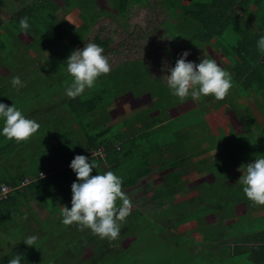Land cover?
Returning a JSON list of instances; mask_svg holds the SVG:
<instances>
[{
	"label": "trees",
	"instance_id": "16d2710c",
	"mask_svg": "<svg viewBox=\"0 0 264 264\" xmlns=\"http://www.w3.org/2000/svg\"><path fill=\"white\" fill-rule=\"evenodd\" d=\"M9 1L12 7L0 0V10L7 13L3 19L0 11V56L12 57L10 63L14 72L0 70V103L15 104L26 117L36 120L40 128L27 142L17 143L0 135V186L13 188L12 196L0 201V233L5 236L0 237V264H8L15 255L22 256L21 264L128 263L129 259L123 255L128 246L121 241L122 231L119 238L109 244L89 229L80 231L78 225H63L60 208H71V185L78 181L68 162L76 155H84L99 164L92 175L113 171L122 177L123 190L133 205L130 215L136 210V203L152 208L153 204L169 202L176 184L184 182L189 168H181V154L199 146L193 144L206 136L208 119L204 109L197 107L164 119L166 114L187 102L171 94L150 105L139 100L164 89L163 75L155 74L152 63L156 53L152 46L156 42L164 40L175 60L184 51L191 56H208L210 51H218L223 58L222 68L233 77V88L228 94L233 100L226 110H233L235 121L244 125L246 133L242 132V136L246 139L241 140L250 143L248 151L261 149L260 144L264 143V54L259 51L257 41L264 36V0H75L80 7L77 26L60 18V0ZM140 11L148 13L142 21L144 24L137 19ZM25 16L30 25L26 33L19 27L20 19ZM159 18L161 20L156 22ZM89 42L101 46L111 63L115 56L128 50L135 52L137 48L141 53L121 74L112 75L110 71L83 95L69 98L65 95V82L70 83L72 78L67 72L66 60L72 51L82 49ZM24 44L34 46L41 57H35L31 65L25 62L29 58H23ZM46 50L47 55L43 54ZM18 58L24 59L20 65ZM43 63L49 68L47 73L43 71ZM159 66L161 73H167L162 70V63ZM14 76L20 77L23 87L12 86ZM8 92L13 94L7 95ZM25 93H31L30 98H26ZM40 99L47 103L45 115H40L38 110L35 112L42 104L37 102ZM247 99L253 104L249 111L253 117L241 110ZM34 100L35 105L31 106ZM132 100L136 106L126 108ZM222 103L225 101L221 100ZM76 123L78 126L73 128ZM2 127L3 118H0V131ZM43 128L47 129V138L39 139ZM95 128L98 129L91 132ZM217 133L222 142L228 138L222 126ZM215 144L218 143H210ZM234 144L242 146L240 142ZM224 149L227 150L222 158L231 160L228 178L220 180V187H215L213 182L201 184L196 195L184 199L206 200L205 214L216 210L225 214L223 219L230 220L239 216L235 207L246 199L243 186L238 181L234 185L230 182L231 172L236 171L237 166L246 165L248 158L242 155L241 149L233 154L229 147L224 145ZM54 164L60 167L58 172ZM194 168L196 172L205 170L204 166ZM154 172L159 173L160 183L152 188L153 192L150 193V189L154 181L137 193L143 179ZM25 202L32 203L44 214L32 216L24 209ZM31 235L38 237L34 246L23 242Z\"/></svg>",
	"mask_w": 264,
	"mask_h": 264
},
{
	"label": "rangeland",
	"instance_id": "374dc122",
	"mask_svg": "<svg viewBox=\"0 0 264 264\" xmlns=\"http://www.w3.org/2000/svg\"><path fill=\"white\" fill-rule=\"evenodd\" d=\"M3 1L6 2V5L12 7L9 0ZM58 2L62 7V9L58 12L60 18L68 21L74 26H77V16L78 13H80V7L77 6V2L75 0H60ZM0 11L2 12V18H6L7 13L3 11V9H1ZM147 14L148 13H143V11H140L137 19L142 23V21L144 22V20L147 18ZM149 15H151V13H149ZM160 20L161 19L159 18L155 21L159 22ZM121 35H123V32L121 33ZM154 44L155 45H153L152 48L155 49L156 53H154L152 63L155 64V74L163 75L162 83L164 85V89H161L162 92L160 90L157 91L156 95L147 94L145 96V99L141 97L139 100L142 102V104L144 103V105L159 103L161 100L167 98L168 94L170 95L165 77L169 73L168 71L167 73H161L159 64L162 63V70L166 71L168 67H174L176 62V60L173 59V57H171L170 55V46L166 44L164 40H161L159 44L158 42ZM23 48V50L26 52L23 58H29L28 61L27 59L25 61L26 65H31L35 57L41 58L39 54L35 52L36 48L34 46H28L24 44ZM52 48H54V46ZM47 50L43 54L47 55ZM134 51L135 52L128 50L125 53L123 52L121 55L118 54V57L115 56V61H113L112 63L110 62L112 75H118V73L121 74V71H125L126 68L130 65L132 66V63L134 62L137 55L141 53L139 52L140 49L137 48H135ZM203 56H206L210 59H215L217 62H219L221 67L223 66L221 63L223 61V58L218 53V51H210V54L208 56L205 54L198 56L188 55L186 57V60L198 64ZM11 58L12 57H10L9 55L0 56V70H2L4 73H9L11 71L9 74H12L14 72V68L10 63ZM21 59H17V63L19 65L20 63H22ZM47 60H50V58H47ZM227 64L229 65L228 62ZM43 65V71L47 73L49 68L48 66L46 67L45 63H43ZM7 95L11 96L12 93L8 92ZM25 95L26 98H30L31 93H25ZM131 97L132 96L127 97V99ZM153 98H155L154 101L152 100ZM133 100L130 101V105H128L126 108H129V106H136L135 103H133ZM232 100L233 99L231 95H228L224 99L225 103L222 104H220V101H217L214 97H203L200 101H194L190 99L186 100L187 102H184L183 104L177 106L175 111L165 115L164 119H167V117L173 114H180L184 110H188L192 107H197V109H204V111L206 112V117L208 119L207 123L209 127H207L206 136H203L202 140L193 144L196 146L199 145L195 150L186 151L181 154L183 155L181 168H189V171L188 173H185V177L183 178L184 182L182 180H178L180 182H178V184H176V186L174 187L176 191L173 193V198L172 196H170L169 202H167L166 200V202H164L163 204H153L152 208L140 206L138 203H136V206L134 207V209L136 210H134V213L132 215H129L127 217L126 223L122 224L121 231L124 233V235L121 236L123 237L121 238V241L124 242L125 247L128 246V250L123 252V255H125V257H123L125 259H129V261L124 260L128 261L127 264H197V262L192 260V254L194 255L195 259H197L198 256L206 255L215 251V245H217L219 242H222L225 238H230L235 230L238 229L237 226L226 223L222 220L218 222V225L211 224L212 222L217 220V211L215 210L209 215L205 214L206 206L204 205L207 202L206 200H201L200 202L199 199H196L195 202H191L190 200L185 201L186 199H184L185 196L191 198L193 197L192 195H196L198 193V191H195L197 188L196 186L201 182L200 180H202L203 177H206L207 183L213 182L212 184H214L215 187H220L221 179H223L224 177L226 179L228 178V175L230 174L229 169H231V160L224 161V159L222 158V154L226 152L225 150H227L224 149V145L231 149L232 154L235 152H240L238 149H241L243 153H247L248 151L245 145H242L240 147V145L234 144V142L241 143L242 137L245 138L242 135L246 132H244V125L240 126V123L235 121L233 110H230L231 112L226 110V108L232 103ZM122 101H126L125 97L122 99ZM35 102V100L32 101L31 106H34ZM37 102L42 104H40L38 109L35 108V112L38 110V112H41L40 115H45L44 109L47 105V103H44L46 102L45 99H40V101ZM249 102L251 101L247 99L244 108H242L241 110L248 112L249 115L253 117L249 112L251 111V107L253 104H250ZM40 108L41 110H39ZM132 109L134 110L135 108ZM116 111L121 112L119 108H116ZM255 113V115H258L257 111ZM26 115H29L28 112ZM77 126L78 123L73 124L72 127L74 128ZM220 126H222V128L228 135V138L225 140V142H222L217 133L218 127L220 128ZM44 127L46 128L45 123ZM45 128H43V131L40 132L42 136H39V139L47 138L45 136V132L47 129ZM97 129L98 128H95L91 130V132H94ZM198 138L200 139V137ZM198 138L196 140H198ZM210 140L218 144L210 145ZM227 142H232V144L228 145L226 144ZM260 145L262 147L259 152L258 150H253V153L250 154V157L264 155V143L262 142V144ZM255 153H257V155ZM100 156L104 157V154L101 153ZM71 161L72 160H69L68 164L71 163ZM193 166H204L205 170L202 172H196L194 171L195 168ZM53 167L55 168V171L58 172V169L60 167H58L56 164H54ZM206 173H209L210 176L207 177ZM157 176H159V173L156 172L146 176L145 179H143V183L140 185V189H138L137 193H139V190L144 188L146 184H148V182L152 183L154 181V184L150 189V193H152V188H154L157 183H160V179H158ZM215 187H213L212 190H215ZM132 195H135V193H133ZM175 196L178 197L175 198ZM173 199L174 201H176L175 203L172 202ZM180 199L184 201H181ZM24 209L30 212L32 216H36L37 213L39 215L44 214L43 211L37 209L32 205V203L28 204L25 202ZM223 214L224 213H220L218 217L222 216L224 218L225 216H223ZM204 224L206 227L204 226ZM0 237L4 238L5 236L0 233ZM104 240L108 241L109 244L112 242L108 239ZM111 246H113V244ZM122 246L123 245H121V247ZM112 253L114 254L115 252ZM130 259L134 260L132 261ZM210 261L212 262L211 258L209 259V261H204V263L207 262L210 264Z\"/></svg>",
	"mask_w": 264,
	"mask_h": 264
},
{
	"label": "clouds",
	"instance_id": "9594fccd",
	"mask_svg": "<svg viewBox=\"0 0 264 264\" xmlns=\"http://www.w3.org/2000/svg\"><path fill=\"white\" fill-rule=\"evenodd\" d=\"M27 16L19 21V27L25 33L30 25ZM259 51L264 54V36L257 41ZM188 51L180 54L174 67H168L166 75L170 94L181 102L191 97L200 101L203 97H214L217 101L224 100L233 88L232 74L222 68L215 59L203 56L197 64L187 61ZM67 72L71 82H65V95L76 98L88 89L95 87L98 79L111 71L109 57L104 55V49L94 42L84 44L82 49L72 51L66 60ZM13 87H23L19 76L11 79ZM0 118L3 127L0 135L6 140L17 143L27 142L38 132L39 123L25 116L15 104L8 106L0 103ZM69 167L76 174L78 182L71 185V208L61 206V222L65 226L78 225V230H91L101 239L115 241L119 238L121 226L126 223L131 214L132 201L123 190V179L113 171H105L92 175L93 169L99 167L95 160L89 161L84 155H76ZM241 169H243L241 171ZM238 182L243 186L245 197L254 206H264V155L242 165ZM43 174L40 173V177ZM119 202V203H118ZM38 237L28 236L23 242L34 246ZM22 256L15 255L8 264H21Z\"/></svg>",
	"mask_w": 264,
	"mask_h": 264
},
{
	"label": "crops",
	"instance_id": "0c3cea01",
	"mask_svg": "<svg viewBox=\"0 0 264 264\" xmlns=\"http://www.w3.org/2000/svg\"><path fill=\"white\" fill-rule=\"evenodd\" d=\"M244 143L241 142V145H245L247 149H251L250 143ZM55 147H58L56 143ZM251 153L253 152L250 150L242 154L248 158L246 164L253 162L256 158L250 157ZM240 168L241 165L236 167L237 174H235L236 171L231 172L232 177L230 182H233V185L242 175L241 171L243 169L239 171ZM206 175L207 177L210 176L209 173H206ZM200 181L195 191H198L201 184H206V177H203ZM235 213L239 216L232 217L230 220H223L222 216L218 217L220 211L216 213L217 220L211 224L218 225V222L222 220L237 226L238 229L235 230L230 238H225L222 242L215 245V251L198 256L197 259L192 254V260L197 262V264H209L207 262L204 263V261H209L210 258L212 260L210 264H264V206H254L246 198L243 203L235 207Z\"/></svg>",
	"mask_w": 264,
	"mask_h": 264
},
{
	"label": "built area",
	"instance_id": "2783aa9c",
	"mask_svg": "<svg viewBox=\"0 0 264 264\" xmlns=\"http://www.w3.org/2000/svg\"><path fill=\"white\" fill-rule=\"evenodd\" d=\"M97 153L101 154V151H97ZM95 154L96 153H92V155H95ZM27 182H28V180H27ZM12 190H13L12 187L5 185V184H1V186H0V201L7 199L8 197L12 196Z\"/></svg>",
	"mask_w": 264,
	"mask_h": 264
}]
</instances>
